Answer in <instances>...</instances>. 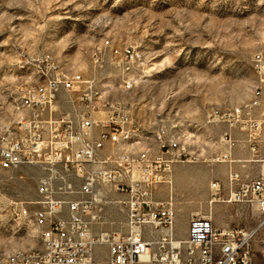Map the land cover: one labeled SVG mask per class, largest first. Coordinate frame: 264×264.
I'll return each instance as SVG.
<instances>
[{"label": "rangeland", "instance_id": "rangeland-1", "mask_svg": "<svg viewBox=\"0 0 264 264\" xmlns=\"http://www.w3.org/2000/svg\"><path fill=\"white\" fill-rule=\"evenodd\" d=\"M105 39L139 49L144 64L128 89L110 67L93 66V57L107 49ZM257 53L264 59V0H0V131L15 127L21 114L19 91L36 81L31 59L51 57L62 70L103 77V97L128 108L147 143L134 144L138 150L149 148L152 155L157 146L153 135L161 127L185 147V160L171 167L172 184L159 183L154 189L155 201L171 202L176 238L185 239L191 214H210L219 229H256L253 264H264V226L258 227L255 206L210 202L208 188L211 180L225 185L229 168L241 179L254 178L264 168L259 161L244 165L239 161L254 159L239 123L229 128L234 144L228 150L219 142L228 122L208 117L213 112L250 109L260 93L255 119H264V83L252 62ZM25 60L30 63L22 64ZM255 133L263 148L264 127ZM134 145L128 144L121 153L134 151ZM228 152L222 161L219 155ZM40 174L35 166L0 170V264L13 252L40 246L31 218L19 213L21 205L34 208L27 203L39 198ZM127 198V194L112 196L119 201L103 207L97 231L128 229V209L120 203ZM141 229L146 237L159 232L150 224ZM98 248L96 257L102 259L106 246Z\"/></svg>", "mask_w": 264, "mask_h": 264}, {"label": "built area", "instance_id": "built-area-1", "mask_svg": "<svg viewBox=\"0 0 264 264\" xmlns=\"http://www.w3.org/2000/svg\"><path fill=\"white\" fill-rule=\"evenodd\" d=\"M92 61L96 70L108 66L115 71L121 86L132 82L144 64L136 46L113 42H107V49ZM252 62L264 83V59L257 53ZM31 63L36 81L19 92L32 106V115L26 120L15 118V127L0 131V170L35 166L41 171L36 186L39 198L27 203L34 208H19L21 215L39 224L40 246L2 264H253L254 228L219 229L210 214L194 213L189 216L185 239L176 238L171 202L155 201L154 189L159 183L172 184L171 167L185 160L186 150L171 141L165 128L153 135L157 146L152 157L136 155L133 161H124L121 150L128 141H139L140 131L122 102L103 97V77H63L60 64L46 56L35 57ZM41 76H49V83L41 84ZM260 104L259 93L250 109L213 112L208 117L228 122V130L219 138L228 150L234 144L229 128L239 123V129L247 133L252 157L264 165L255 133L264 127V119H255ZM226 153L219 155L222 161L230 156ZM208 188L210 202L253 204L258 227L264 226L263 167L251 179H241L239 172L229 168L224 186L212 180ZM116 194L128 195L120 202L128 209V229L97 231L95 226L104 219L103 207L118 203L112 199ZM144 224L159 232L146 237ZM102 244L106 253L98 259L100 249L95 248Z\"/></svg>", "mask_w": 264, "mask_h": 264}, {"label": "bare ground", "instance_id": "bare-ground-1", "mask_svg": "<svg viewBox=\"0 0 264 264\" xmlns=\"http://www.w3.org/2000/svg\"><path fill=\"white\" fill-rule=\"evenodd\" d=\"M107 42H110V41L108 39H105L102 41L103 46L106 48H107ZM62 72H63V77H80L81 76V74L78 72L71 73V72H68L67 70H62ZM48 83H49V76H41V84H48ZM28 85H31V84H28ZM130 87H131V82L128 83L127 86H124V88H126V89H128ZM17 109H19L21 112L18 120H26L27 116L32 115V106H29L27 104V100H26L23 92H19ZM137 143H140V140L139 141H128V144H130L131 146L134 144H137ZM179 148H185V147L183 145H180V143H179ZM136 155H143V157H152L149 148H146L144 150L133 151V152H130L128 154L121 153V157L124 158V161H133L134 157H136ZM34 225L36 226V228L38 230V236L40 239V226H39V224H34ZM18 256H27V250L26 251L13 252V253L7 255L4 258V260H10V259L18 258Z\"/></svg>", "mask_w": 264, "mask_h": 264}, {"label": "crops", "instance_id": "crops-1", "mask_svg": "<svg viewBox=\"0 0 264 264\" xmlns=\"http://www.w3.org/2000/svg\"><path fill=\"white\" fill-rule=\"evenodd\" d=\"M243 132V135H244V138H243V140L246 142V144H247V146H248V148H249V145H248V143H247V141H246V137H247V133L246 132H244V131H242ZM242 140V141H243ZM141 143H143L144 145H146L147 143L146 142H142V138L140 137V144ZM259 144L261 143V141L260 142H258ZM136 145V144H135ZM133 146V150L134 151H137L138 150V148L136 147V146ZM260 146V145H259ZM259 149L261 150V151H263L264 152V147L262 148H260L259 147ZM130 152H133V151H131V150H129ZM207 160H209V159H207ZM239 161H241L242 163H243V165H244V163H249V162H252V161H256V160H254V159H250V158H248V157H244V158H242V159H240ZM260 171H261V168H260V170H259V173H260ZM259 175V174H258ZM257 175V176H258ZM256 177V176H255ZM212 181V180H211ZM209 185V184H208ZM224 186V185H223ZM119 201V200H118Z\"/></svg>", "mask_w": 264, "mask_h": 264}]
</instances>
